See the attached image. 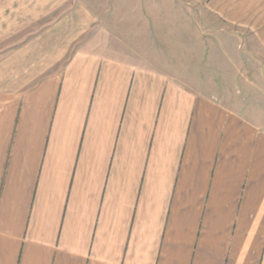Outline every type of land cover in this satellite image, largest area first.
<instances>
[{
  "label": "crops",
  "instance_id": "crops-1",
  "mask_svg": "<svg viewBox=\"0 0 264 264\" xmlns=\"http://www.w3.org/2000/svg\"><path fill=\"white\" fill-rule=\"evenodd\" d=\"M10 5L0 264H264V0Z\"/></svg>",
  "mask_w": 264,
  "mask_h": 264
},
{
  "label": "rangeland",
  "instance_id": "rangeland-1",
  "mask_svg": "<svg viewBox=\"0 0 264 264\" xmlns=\"http://www.w3.org/2000/svg\"><path fill=\"white\" fill-rule=\"evenodd\" d=\"M11 0H0V19H5L11 15L14 10H11ZM15 7V6H14ZM36 25V24H33ZM33 30L25 32V35L32 34ZM23 32L20 31H0V55L4 54L7 49L14 47L19 41L23 39ZM27 36H25L26 38Z\"/></svg>",
  "mask_w": 264,
  "mask_h": 264
}]
</instances>
